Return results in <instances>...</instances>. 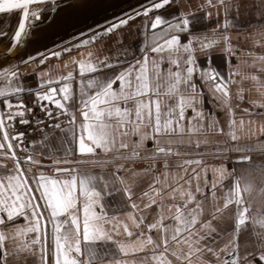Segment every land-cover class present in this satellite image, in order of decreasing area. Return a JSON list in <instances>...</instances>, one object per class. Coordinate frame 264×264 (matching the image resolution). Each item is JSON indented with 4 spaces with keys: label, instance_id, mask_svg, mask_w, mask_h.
Instances as JSON below:
<instances>
[{
    "label": "snow or ice",
    "instance_id": "1",
    "mask_svg": "<svg viewBox=\"0 0 264 264\" xmlns=\"http://www.w3.org/2000/svg\"><path fill=\"white\" fill-rule=\"evenodd\" d=\"M44 2L0 0V14L19 12L14 35L5 25L0 36L11 35L16 46L41 19L36 5ZM57 4L62 0L49 22ZM242 6L244 0H203L185 12L181 0H140L53 45L58 50L14 63L4 54L0 264H21L22 254L23 264L28 256L31 264H264V217L250 213L243 193L251 185L226 166L227 153L239 154L237 164L250 162L254 147L264 149L250 140L257 119L264 133V101L241 108L243 89L231 90L238 65L230 33L243 23ZM133 31L135 43L124 46ZM97 42L110 54L81 53L72 71L51 78L50 57ZM213 55L224 67L213 65ZM28 63L31 70L22 72ZM206 94L223 124L205 113ZM201 147L211 148L212 166L200 158Z\"/></svg>",
    "mask_w": 264,
    "mask_h": 264
},
{
    "label": "crops",
    "instance_id": "2",
    "mask_svg": "<svg viewBox=\"0 0 264 264\" xmlns=\"http://www.w3.org/2000/svg\"><path fill=\"white\" fill-rule=\"evenodd\" d=\"M203 0H181V8L183 11L188 12L194 10L196 6L202 3ZM172 9H170L171 11ZM68 11H80L77 6H66L62 9L60 8V15L65 14ZM212 12L213 18H215L216 9H209ZM242 20L243 23L237 25L232 32L230 33L232 44L235 46L236 54L231 57V61L233 66L238 65V74L234 76V82L231 84V90L235 93L239 89H243L242 95L244 96V101L240 104L241 108H247L250 106L252 101H264V97H262L261 93L264 92V88L259 87V85L264 84V68H262V64L264 61H260L259 57L264 56V0H244V6L241 8ZM222 15V14H221ZM39 29H35L32 32L29 40L28 47L33 49L42 48L44 49H52L58 50V48H54L53 45H60L63 41H68L70 37L62 36L56 39H48L43 40V35L45 33V28L47 25L38 24ZM209 28L214 27V25L209 24ZM86 31V29L84 30ZM137 39L136 33L133 31L131 34H126L124 36V46L133 45ZM73 43H77V41L73 40ZM91 51L94 54V57L103 58L105 55H109V48L104 45L103 42H97L92 44L91 46H87L83 49L73 51L71 54L62 53L61 58H51L47 62V67L50 72L51 78H55L60 75H66L68 71H72L74 65L72 64V58L79 60L81 58V53L87 55V53ZM220 48H215V53H220ZM198 56H201V53H197ZM213 65L220 67H224V62L219 55H213ZM255 60V64L253 61ZM201 63L203 61L201 60ZM31 64V63H30ZM20 64V68H22ZM24 68V67H23ZM22 68V69H23ZM32 64L27 68V73L31 70ZM78 76V72L74 73ZM226 74V70H225ZM257 76V80H252L251 76ZM31 83V81H29ZM74 90L77 88V82L74 80L73 82ZM115 86V85H114ZM204 102V110L205 113L214 112L218 117L221 118L222 124L223 121V113L219 108L215 106L214 103L210 101L212 98L205 95ZM235 102V101H234ZM189 115L191 112L189 110ZM239 119V116H238ZM245 122L247 123L248 117H244ZM256 135L252 136L250 140L255 142L259 140L260 142H264V133L260 132L261 121L257 119L256 124L254 125ZM149 146L151 142L149 141ZM220 143L223 144V138H220ZM203 155L200 157L204 161L208 163L209 166H212L216 161L214 159L213 152L209 147L207 150L204 147L199 149ZM251 157L250 162L243 163H233V158L238 153H227V167L228 169L235 168L236 174L239 176H243L245 180L251 185L250 191L244 192L243 195L246 200L251 201V209L250 213L256 217L257 220L264 217V149H260L259 147H254L253 151L250 153H246ZM196 158V157H192ZM80 167H88V165H80ZM99 171L98 169H95ZM208 177L211 180L212 173L208 172ZM226 186H230L232 183L231 178L226 180ZM241 187H244L242 182ZM223 190L219 187L216 190V202L222 203ZM139 202V201H137ZM211 198H210V201ZM249 227H252V222H247ZM257 229H259V225H255ZM23 256L21 264H23ZM194 257V261H195ZM29 264H31L32 258L28 256Z\"/></svg>",
    "mask_w": 264,
    "mask_h": 264
},
{
    "label": "rangeland",
    "instance_id": "3",
    "mask_svg": "<svg viewBox=\"0 0 264 264\" xmlns=\"http://www.w3.org/2000/svg\"><path fill=\"white\" fill-rule=\"evenodd\" d=\"M128 1L129 0H75V2L74 0L63 1L62 2L63 7L78 6L80 11H68L63 15L60 14L54 15L53 23L50 27L47 28L48 31L45 33V36H43V40H48L49 38L56 39L68 35L74 31V29L72 30L71 28L72 23L81 21L90 16L91 18H95L102 11L105 10L107 11L109 9H112L113 6L125 4ZM131 1L134 2L135 0H131ZM53 4L50 3L51 6H53ZM57 6L60 5L57 4ZM12 16L16 17V15H12ZM8 24H10V26ZM5 25L9 26L7 27V31L10 34H12L13 29L15 27V22L13 21L11 22V18L10 19L3 18L0 20V28L4 29ZM10 42H11V35L3 38V46L0 47V54L6 50L7 44H9ZM19 51L20 50L18 48L15 54H17Z\"/></svg>",
    "mask_w": 264,
    "mask_h": 264
},
{
    "label": "water",
    "instance_id": "4",
    "mask_svg": "<svg viewBox=\"0 0 264 264\" xmlns=\"http://www.w3.org/2000/svg\"><path fill=\"white\" fill-rule=\"evenodd\" d=\"M63 1H73V0H62V2ZM136 1L140 2V0H135L134 2L129 0L125 4L113 6L112 9H109L107 11L106 10L102 11L95 18H91V16H90V17L85 18V19H83L81 21H77L75 23H72L71 24V28H72V30L74 29V31L72 33L68 34V35H65V37L75 36V34L77 32L84 31L85 29H87L88 26H92V25H94L95 22L101 21L103 17L109 15L112 12L118 11L119 7H123L125 9H127L129 5L135 7L137 5V3H138ZM56 2H57V0H45V2L43 4L36 5L37 7L41 8V19L39 21H35L34 22V27L32 29H29L28 35L26 37H24L20 42H18L16 46H11V42L9 44H7L6 50L0 54V60L5 59L4 54L7 53L8 63H14V62H16V61H18L20 59H23L25 56H27L29 54H34L36 51L42 50V48H38V49L30 48L29 49L28 40H29L32 32H34L35 29H39L40 28V26L38 27V24L47 25L46 28H45V30H46L45 33L48 31L47 28L52 25L54 19L51 22H49L46 19V17L52 15V11H51L52 6L50 5V3L53 4V3H56ZM46 5H48V6H46ZM60 8L62 9L61 6H57V10H56L54 15L60 13ZM12 15H16V17H14ZM18 17H19V12L18 11H14L13 13L6 14V15L5 14H0V20L3 19V18H8V19L11 18V22L12 21L15 22V27L17 26ZM8 25L10 26V24H8ZM0 29H3V28H0ZM35 32H36V30H35ZM45 33H44L43 36H45ZM12 35H14V29H13ZM6 36H10V35H6ZM6 36H0V47L3 46V38L6 37ZM9 47H11V51L10 52L8 51ZM18 48H19L20 51L17 54H15L16 51L18 50ZM49 59H51V57ZM5 66H7V64Z\"/></svg>",
    "mask_w": 264,
    "mask_h": 264
},
{
    "label": "built area",
    "instance_id": "5",
    "mask_svg": "<svg viewBox=\"0 0 264 264\" xmlns=\"http://www.w3.org/2000/svg\"><path fill=\"white\" fill-rule=\"evenodd\" d=\"M30 65H31L30 63H28L27 65H22V68H23V67H24V68H23V69L20 68L21 71L27 73V68L30 67ZM36 113L39 114V115H41V116L43 115V113H40V111H39L38 108L36 109Z\"/></svg>",
    "mask_w": 264,
    "mask_h": 264
}]
</instances>
